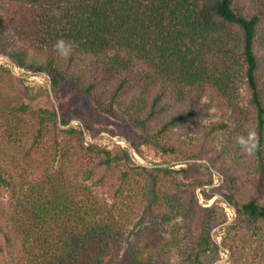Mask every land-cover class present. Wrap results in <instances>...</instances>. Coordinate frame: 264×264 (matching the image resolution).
Wrapping results in <instances>:
<instances>
[{
    "label": "trees",
    "instance_id": "obj_1",
    "mask_svg": "<svg viewBox=\"0 0 264 264\" xmlns=\"http://www.w3.org/2000/svg\"><path fill=\"white\" fill-rule=\"evenodd\" d=\"M0 54L131 122L134 151L185 163L87 144L54 108L0 109V264H209L221 247L264 264V0H0ZM250 130L253 155L236 143Z\"/></svg>",
    "mask_w": 264,
    "mask_h": 264
},
{
    "label": "rangeland",
    "instance_id": "obj_2",
    "mask_svg": "<svg viewBox=\"0 0 264 264\" xmlns=\"http://www.w3.org/2000/svg\"><path fill=\"white\" fill-rule=\"evenodd\" d=\"M242 88L243 101H247L248 93ZM96 103L89 96L76 91L71 84H61L59 87H53L51 84L50 74L48 72L37 73L32 70L23 69L17 66L10 56L0 54V109L9 112L13 107H21L22 105H30L34 108L44 107L56 109L58 111V122L61 128H71L73 126L84 128L87 138V144L98 143L101 146L115 148L117 144L122 147H127L128 144L122 142L104 143L93 141L97 138H118L125 137L130 141V137H134L136 132L131 122L122 119L117 113L103 112L97 109ZM211 120L220 119V111L217 107L213 108ZM23 121L24 128H30L33 124L32 118L27 113H18ZM66 121L64 123L63 121ZM131 143V142H130ZM140 152L133 150L134 158L137 163L175 165L180 167L185 163L177 161L169 156H163L153 147L141 145ZM1 161V159H0ZM199 161V160H198ZM194 170L201 174H209L203 161L194 163ZM215 184L218 185L220 177L214 176ZM209 190L210 187H209ZM3 200L7 198L5 189L1 191ZM200 202L204 205L222 206L223 210L229 216V221L232 222L235 217V211L227 203L221 202L222 196L220 193H215L212 198L205 199L199 192ZM225 224H217L212 233L217 244L221 245L223 237V227ZM258 243H255L256 246ZM221 258L215 260V254L209 253L206 255V260L209 264H228L230 254L227 249L220 248ZM252 254L256 252L250 249ZM257 262V261H256Z\"/></svg>",
    "mask_w": 264,
    "mask_h": 264
},
{
    "label": "clouds",
    "instance_id": "obj_3",
    "mask_svg": "<svg viewBox=\"0 0 264 264\" xmlns=\"http://www.w3.org/2000/svg\"><path fill=\"white\" fill-rule=\"evenodd\" d=\"M54 48L56 49V51L62 57H67L72 52L73 42H71V41H65L64 39H59V40L56 41V43L54 45ZM85 136H86V133H85ZM236 143L248 155H253V154H255V152L261 150V145H260L258 133L255 130H250L248 132V134H247L246 137L245 136H239V137H237Z\"/></svg>",
    "mask_w": 264,
    "mask_h": 264
},
{
    "label": "water",
    "instance_id": "obj_4",
    "mask_svg": "<svg viewBox=\"0 0 264 264\" xmlns=\"http://www.w3.org/2000/svg\"><path fill=\"white\" fill-rule=\"evenodd\" d=\"M5 56V55H4ZM93 141H98V142H104V143H111V142H117V143H119V142H122V141H124V142H126L127 144H128V146H129V149H130V152H131V154H132V158L135 160V158H134V153H133V147H132V144L130 143V141L127 139V138H125V137H122V136H119L118 138H97V139H94ZM200 162L202 161V160H199ZM143 164V163H142Z\"/></svg>",
    "mask_w": 264,
    "mask_h": 264
}]
</instances>
